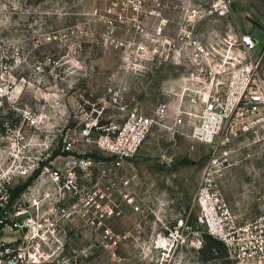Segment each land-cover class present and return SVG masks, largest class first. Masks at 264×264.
Returning <instances> with one entry per match:
<instances>
[{
  "label": "rangeland",
  "instance_id": "obj_1",
  "mask_svg": "<svg viewBox=\"0 0 264 264\" xmlns=\"http://www.w3.org/2000/svg\"><path fill=\"white\" fill-rule=\"evenodd\" d=\"M109 1L0 0V121L16 120L24 107L43 112L42 131L61 150L63 178L70 167L74 171L75 188L61 192L72 216L63 225L55 264H227L194 199L210 145L192 140L185 129L156 125L121 167L95 145L103 126L124 118L114 92L149 115L168 100L166 81L182 71L170 62L144 73L126 70L114 44L136 33L129 23L108 26L102 14ZM209 1L162 0L173 19ZM230 10V17L204 19L198 30L204 37L225 36L235 24L257 40L251 54L261 55L264 71V0H231ZM69 136L77 140L74 152L61 149ZM222 150L219 162L225 161L212 166L217 187L237 221H248L264 211V143L244 136ZM87 156L92 164L83 170L79 160ZM170 232L171 250L158 242Z\"/></svg>",
  "mask_w": 264,
  "mask_h": 264
},
{
  "label": "built area",
  "instance_id": "obj_2",
  "mask_svg": "<svg viewBox=\"0 0 264 264\" xmlns=\"http://www.w3.org/2000/svg\"><path fill=\"white\" fill-rule=\"evenodd\" d=\"M230 3H198L173 19L174 11L162 0L109 1L102 14L108 26L129 23L136 33L114 44L122 52L126 70L144 73L170 62L182 71L166 81L163 90L168 100L157 103L149 115L129 107L122 91L114 92L116 108L124 118L103 126L94 142L116 167L136 154L156 125L185 129L192 140L210 145V161L194 196L204 230L223 244L227 264H264V211L238 222L212 173L213 164L225 161L218 158L222 148L234 139L246 136L264 143V71L261 55L251 54L257 40L235 24L225 36L204 37L197 28L208 17H230ZM4 96L0 91V106ZM18 114L14 121L8 117L0 121V264H55L63 225L72 216L61 192L75 188L74 171L70 167L63 178L61 150L42 131L45 114L28 107ZM76 142L74 136L65 137L61 149L74 152ZM222 154L227 155L226 149ZM91 164L89 156L79 160L83 170ZM171 237L173 232L158 242H166L171 250Z\"/></svg>",
  "mask_w": 264,
  "mask_h": 264
},
{
  "label": "trees",
  "instance_id": "obj_3",
  "mask_svg": "<svg viewBox=\"0 0 264 264\" xmlns=\"http://www.w3.org/2000/svg\"><path fill=\"white\" fill-rule=\"evenodd\" d=\"M22 187H23V185H22V186H19V187H18V190H20ZM207 235H208V234H207ZM208 237H210L214 242H217L219 245H221V247H222L223 250H224V246H223V244H222L220 241H218L217 239L213 238V237L210 236V235H208Z\"/></svg>",
  "mask_w": 264,
  "mask_h": 264
},
{
  "label": "bare ground",
  "instance_id": "obj_4",
  "mask_svg": "<svg viewBox=\"0 0 264 264\" xmlns=\"http://www.w3.org/2000/svg\"><path fill=\"white\" fill-rule=\"evenodd\" d=\"M232 37V36H231ZM230 42V41H229Z\"/></svg>",
  "mask_w": 264,
  "mask_h": 264
}]
</instances>
